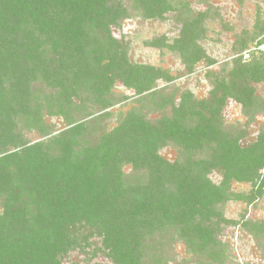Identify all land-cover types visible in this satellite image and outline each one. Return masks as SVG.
<instances>
[{"label":"trees","instance_id":"16d2710c","mask_svg":"<svg viewBox=\"0 0 264 264\" xmlns=\"http://www.w3.org/2000/svg\"><path fill=\"white\" fill-rule=\"evenodd\" d=\"M130 2L145 20L175 15L179 35L145 44L177 53L181 74L129 61L127 44L113 35L128 17L121 0H0V264H169L151 247L171 229L187 255L197 256L194 264H217L215 233L227 225L264 237V222L241 216L228 223L213 210L229 200L250 205L264 194V126L245 141L247 126L264 114L255 88L264 85V53L252 50L264 45V13L256 7L252 28L236 33L218 8ZM215 20L219 34L233 33L237 55L219 65L200 44L205 23ZM200 69L206 96L173 86ZM36 81L56 89L47 108L52 114L56 99L54 114L67 122L50 137L39 107L28 106ZM117 82L136 102L151 100L160 117L151 122L130 109L116 127L91 134L96 117L75 121L71 109L87 99L109 109L120 102L111 92ZM229 99L248 117L243 128L224 123ZM19 120L44 139H25ZM167 141L181 146L182 163L159 155ZM124 166L143 177L125 182ZM231 181L249 183L250 192L228 194Z\"/></svg>","mask_w":264,"mask_h":264},{"label":"rangeland","instance_id":"374dc122","mask_svg":"<svg viewBox=\"0 0 264 264\" xmlns=\"http://www.w3.org/2000/svg\"><path fill=\"white\" fill-rule=\"evenodd\" d=\"M126 9L128 10V17L120 22L119 28L113 29V35L116 39H122L127 44V56L130 62L136 64H148L164 70L170 71L173 75L181 74L182 64L179 60L178 54L169 51L166 48L149 47L145 43L163 35L167 38L168 42H171L177 35H179L180 23L176 21L173 13L166 14L164 21H157L154 19L145 20L137 12L132 11L130 0H121ZM206 3H201L200 0H179V5L184 4L188 6L192 11L205 10V8H218L222 16V19L227 21L235 32L244 29H251L254 24V15L256 7H259L261 12L264 13V0H205ZM205 39L200 42L201 46L206 50L207 54L217 62V65L224 61H229L232 57L237 55L231 51V43L234 40L233 33L224 32L219 34V22L207 21L206 23ZM202 65V64H201ZM200 64L197 65V69L200 68ZM201 69L198 75L190 76L189 79L180 78L173 86L177 85L182 90L190 88L195 98H201L206 96L207 86L203 81L201 75ZM28 92L31 94L28 106L32 109L39 107V114L42 115L43 123L48 127L50 137L60 132L61 129L66 127L65 122L59 116H55L54 108L56 99L50 102V106H53L52 114L49 112V105L46 99L56 96V89L47 87L42 81L31 82L28 87ZM256 95L264 98V85H257ZM172 88L166 90V93H170ZM115 100H119L114 106L109 109L101 110V106L96 104L94 100L87 99L83 104L80 103L78 107L71 109L72 116L75 121L90 119L91 115L96 117L94 126L91 127L93 132L91 134H97L102 131H109L116 127L124 114L130 109L139 111L146 120L155 121L160 117V112L156 110V106L151 104L150 101L145 103L136 102L138 97H135L133 90H128L121 86L120 83H115L114 88L111 89ZM124 99H120L121 97ZM78 99H74L77 102ZM155 102L159 100L158 97L154 98ZM77 104V103H74ZM166 116H169V110H164ZM223 120L226 126L236 125V127L243 128L247 122L248 117L243 114V111L239 104L234 101H228L225 109L223 110ZM264 126V114L259 115L253 121L252 124L247 126V138L248 141L254 138L258 131L263 129ZM18 129L21 130L23 137L30 141L42 140L39 131L34 129L28 131L22 126V121H18ZM45 137V138H46ZM244 145V143H243ZM159 155L169 162L182 163L184 161V152L178 144L173 141H167L166 145L159 150ZM203 154H197L194 158L198 159ZM121 173L125 182L135 183L137 178H142L144 172L133 170L131 166H124L121 169ZM212 183L218 184L220 181V175L212 173L210 175ZM142 180V179H140ZM144 181V180H142ZM229 187V193L232 194H247L251 190L249 183H239L231 181ZM1 210V207H0ZM213 210H218L219 217L230 222H239L241 216L264 222V194L262 197L255 199L250 205L245 204L240 200L224 201L215 205ZM204 225V224H203ZM202 225V226H203ZM169 230L170 234L162 237L161 240L155 239L150 253L161 254L163 259L169 261V264L185 263L194 264L197 262V256L187 255L185 252V245L183 241ZM173 240V241H172ZM215 241L218 242L217 253L219 259L217 264H264V237H251L249 233L240 228L239 225H227L222 228L217 234L215 233ZM70 259L76 261L79 258L77 254H70ZM83 256H80L82 258ZM186 260V261H185Z\"/></svg>","mask_w":264,"mask_h":264},{"label":"built area","instance_id":"2783aa9c","mask_svg":"<svg viewBox=\"0 0 264 264\" xmlns=\"http://www.w3.org/2000/svg\"><path fill=\"white\" fill-rule=\"evenodd\" d=\"M256 49L264 53V45H258V46L252 47V50H256ZM243 58L244 59L248 58L247 52L243 53Z\"/></svg>","mask_w":264,"mask_h":264}]
</instances>
